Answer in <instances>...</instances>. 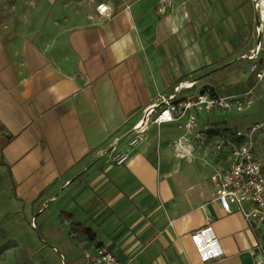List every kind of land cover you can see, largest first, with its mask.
Instances as JSON below:
<instances>
[{
  "label": "crops",
  "instance_id": "obj_1",
  "mask_svg": "<svg viewBox=\"0 0 264 264\" xmlns=\"http://www.w3.org/2000/svg\"><path fill=\"white\" fill-rule=\"evenodd\" d=\"M253 1L174 0V12L159 16L156 0H15L9 9L1 0L0 169L15 201L42 203L39 218L73 223L80 250L104 247L120 262L253 264L257 246L264 259V224L249 226L215 201L209 177L225 153L175 156L185 119L148 125L145 141L128 145L148 107L194 97L251 63L244 57L260 41ZM101 3L109 17L98 15ZM235 73L216 95L240 90L249 72ZM193 78L192 88L173 92ZM248 111L192 110L201 124L222 118L242 130ZM255 136L258 159L264 133ZM113 145L126 164L108 162Z\"/></svg>",
  "mask_w": 264,
  "mask_h": 264
},
{
  "label": "built area",
  "instance_id": "obj_2",
  "mask_svg": "<svg viewBox=\"0 0 264 264\" xmlns=\"http://www.w3.org/2000/svg\"><path fill=\"white\" fill-rule=\"evenodd\" d=\"M259 7L261 4L259 3ZM96 11L100 16L111 15L109 5L101 3L97 5ZM155 11L159 16H167L174 12V0H156ZM260 12V10H259ZM260 20L264 19L260 12ZM256 34L264 43V24L259 22L256 28ZM262 56V62L256 60ZM251 63L249 71L255 80L264 88V47L261 48L259 41L254 50L251 51ZM191 83L188 86L180 85L175 88L177 93L182 90L192 88ZM164 108L156 111L155 106L148 107L145 112V122L140 130L134 131L129 140L130 147H136L146 139L148 125H160L164 123L177 122L185 119L183 129L186 131L187 139L193 137L203 143L206 140L207 133L211 127L201 124L195 112H205L210 114L213 111L222 113L237 112L242 113L252 104L251 99L237 100L234 97L211 95L206 91L194 97L175 98L166 97L160 101ZM144 117V116H143ZM246 131L241 129L222 133L213 146V152L216 156L226 155V165H218L209 177L214 189L215 201L219 204L224 213H231L237 210L245 219L249 226H259L264 224V167L255 157L252 143ZM181 148L180 144H177ZM114 145L110 147L107 157L108 162L115 166H121L128 162L129 155L125 152L114 150ZM106 154V152H105ZM182 156H186L185 152ZM260 246L255 249L253 264H264ZM87 264H131L130 262H120L116 257L104 247H96L91 253L85 254Z\"/></svg>",
  "mask_w": 264,
  "mask_h": 264
},
{
  "label": "rangeland",
  "instance_id": "obj_3",
  "mask_svg": "<svg viewBox=\"0 0 264 264\" xmlns=\"http://www.w3.org/2000/svg\"><path fill=\"white\" fill-rule=\"evenodd\" d=\"M3 2L8 4V9L10 5L14 6L15 4V0H2V3ZM259 3L260 0L253 1V7L254 10L257 11L255 12L257 15H260L261 12ZM259 17L258 23L261 22L264 24V21L262 22ZM262 18L264 19V17ZM260 41H262V39ZM263 47L264 43L262 41L261 48ZM251 51L249 57L244 58L250 59ZM256 61L261 63L262 56H259ZM248 65L250 64L242 63V65L235 68H228L222 73L219 79L216 78V80H212L211 87H202L201 93H203V91L210 92L214 90V88L218 86L221 78H225L226 74H231L236 71L235 74L240 76V74L247 75L249 72V78L246 82L241 84L240 90L228 96L234 97L240 101L246 98L251 99V106L245 110H249L248 113H255L254 108L258 105L257 102H259L260 110L254 114V117L247 119V116H245L242 120V128H246L243 131H246L249 135L256 132L257 135L264 133V88L250 73ZM193 79L185 80V82ZM191 83L195 85L197 80ZM180 87H184V83H181ZM256 90L258 92H256ZM173 92L177 91L173 89ZM217 96L224 97L227 95ZM213 121L212 128L207 133L206 140H204L203 143L201 140L194 139L193 137L187 139V133H185L183 137H180V139L173 141L172 146L174 149H180L178 151L179 154L175 156L183 160L195 161L197 158L193 156V153L198 149L205 153L201 158L202 160L205 158L206 160L209 158H211L212 161L215 160L213 146L219 136L222 133L238 130L239 128H230L228 123L222 118H214ZM149 125H151V123ZM223 125H225L224 128L219 127ZM178 127L183 129V124H179ZM180 140L184 143L181 144ZM249 140L253 144L257 141V136H255L254 139L250 137ZM259 143L264 144V140H259ZM177 144H180L181 148L175 146ZM182 152H187L188 154L182 156L185 155L182 154ZM258 160L264 167V155L259 156ZM44 206L45 205L41 203L38 205L39 209H36L37 207L33 209L28 208L26 204L16 202L11 188L9 174L6 170L0 169V264H87L85 254L91 253L92 249L80 250V244H82L80 235H78L73 223L66 224L64 220H59L57 217L47 221L39 218ZM45 227H47V229H44ZM60 244L64 246L60 247Z\"/></svg>",
  "mask_w": 264,
  "mask_h": 264
},
{
  "label": "water",
  "instance_id": "obj_4",
  "mask_svg": "<svg viewBox=\"0 0 264 264\" xmlns=\"http://www.w3.org/2000/svg\"><path fill=\"white\" fill-rule=\"evenodd\" d=\"M145 122V115L144 117L133 127L132 131L140 130Z\"/></svg>",
  "mask_w": 264,
  "mask_h": 264
},
{
  "label": "bare ground",
  "instance_id": "obj_5",
  "mask_svg": "<svg viewBox=\"0 0 264 264\" xmlns=\"http://www.w3.org/2000/svg\"><path fill=\"white\" fill-rule=\"evenodd\" d=\"M261 4V15L264 17V1H261L260 2ZM191 84V81H187L184 83V86H188ZM182 88V87H181ZM180 89V88H179ZM179 91V90H178Z\"/></svg>",
  "mask_w": 264,
  "mask_h": 264
},
{
  "label": "trees",
  "instance_id": "obj_6",
  "mask_svg": "<svg viewBox=\"0 0 264 264\" xmlns=\"http://www.w3.org/2000/svg\"><path fill=\"white\" fill-rule=\"evenodd\" d=\"M203 92H204V91H203ZM210 93H211V95H213V96L215 95V93H214L213 90H211Z\"/></svg>",
  "mask_w": 264,
  "mask_h": 264
}]
</instances>
